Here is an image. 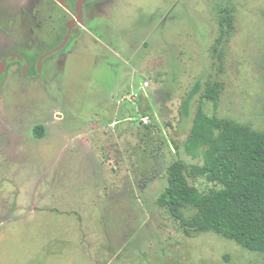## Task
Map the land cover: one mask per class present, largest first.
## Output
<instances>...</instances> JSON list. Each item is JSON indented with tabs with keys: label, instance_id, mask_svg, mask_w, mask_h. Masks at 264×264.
<instances>
[{
	"label": "rangeland",
	"instance_id": "obj_1",
	"mask_svg": "<svg viewBox=\"0 0 264 264\" xmlns=\"http://www.w3.org/2000/svg\"><path fill=\"white\" fill-rule=\"evenodd\" d=\"M84 8L38 81L16 68L0 89V264H264L216 234L185 235L157 202L168 169L195 164L183 147L207 82L221 85L218 118L264 131V0ZM65 16L74 0L52 26L43 17L45 38L19 28L22 41H6L16 26L0 20V48L33 63L60 43Z\"/></svg>",
	"mask_w": 264,
	"mask_h": 264
},
{
	"label": "trees",
	"instance_id": "obj_2",
	"mask_svg": "<svg viewBox=\"0 0 264 264\" xmlns=\"http://www.w3.org/2000/svg\"><path fill=\"white\" fill-rule=\"evenodd\" d=\"M220 91L206 83L183 147L195 164L174 163L157 202L185 235L213 233L264 255V131L218 118Z\"/></svg>",
	"mask_w": 264,
	"mask_h": 264
},
{
	"label": "flooded vegetation",
	"instance_id": "obj_3",
	"mask_svg": "<svg viewBox=\"0 0 264 264\" xmlns=\"http://www.w3.org/2000/svg\"><path fill=\"white\" fill-rule=\"evenodd\" d=\"M90 2L93 1L74 0L75 17L65 16L66 33H67L68 20L72 21V36L70 39H72L74 34L76 33V26L79 23L83 22L85 4H89ZM59 4H60V0H0L1 22H3V25L5 26H16V28L13 30L14 31L13 33L10 34L4 32L2 33L1 36L5 37L6 41L21 40L22 35H24L25 33H23L24 32L23 30H18V29L19 28L23 29L22 26L23 27L27 26L31 33V37L34 36L33 39L35 38L37 39L39 38V36L40 38H45L44 37L45 34L44 35L39 34L38 27L43 21V17L46 18V21H50L49 23H51V26L54 24L55 19H57L55 18V15L58 14ZM78 4H79V10L81 12L80 15L77 13ZM52 30H54L53 27ZM54 36H55L54 32L52 31L46 33V37L48 38L49 37L53 38ZM13 46L15 45L13 44ZM55 47H52L47 51H45L44 53H42L41 55H39L37 60L34 61L33 63H31L22 52L20 53V51L12 50V48L14 47L0 48V55H1L0 56V89H2V87L5 85L6 79L11 75L10 71H13V69L16 70V68H18L20 77L23 80L38 81L41 77L43 62L53 54L46 57L42 61L40 71H38V67H37L38 60L42 55L48 53L50 50H52ZM24 69L25 72L23 74ZM44 132L46 133L45 129L43 133ZM43 138H45L44 135H42V137L35 136V139L38 140H41Z\"/></svg>",
	"mask_w": 264,
	"mask_h": 264
},
{
	"label": "water",
	"instance_id": "obj_4",
	"mask_svg": "<svg viewBox=\"0 0 264 264\" xmlns=\"http://www.w3.org/2000/svg\"><path fill=\"white\" fill-rule=\"evenodd\" d=\"M83 1H94V0H83ZM77 13L80 15V10H79V4H78V9H77ZM78 15V16H79ZM72 36V21L71 20H68V25H67V33L65 35V37L62 39L61 43L59 45H57L55 48H53L52 50H50L48 53H45L44 55H42L39 60H38V64H37V67H38V71H40V68H41V63L42 61L54 54V53H57V52H60L61 50H63L65 48V46L67 45L68 41L70 40ZM25 72V69L23 70V74Z\"/></svg>",
	"mask_w": 264,
	"mask_h": 264
},
{
	"label": "built area",
	"instance_id": "obj_5",
	"mask_svg": "<svg viewBox=\"0 0 264 264\" xmlns=\"http://www.w3.org/2000/svg\"><path fill=\"white\" fill-rule=\"evenodd\" d=\"M147 87H148V84L147 83H144L143 89H146Z\"/></svg>",
	"mask_w": 264,
	"mask_h": 264
}]
</instances>
